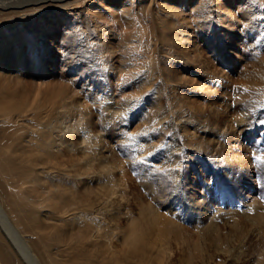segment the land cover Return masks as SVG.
<instances>
[{"label": "rangeland", "instance_id": "rangeland-1", "mask_svg": "<svg viewBox=\"0 0 264 264\" xmlns=\"http://www.w3.org/2000/svg\"><path fill=\"white\" fill-rule=\"evenodd\" d=\"M139 1L85 0L49 8L43 18L55 25L47 34L46 60H31L26 36L20 61L13 41L1 43L0 86L21 80L25 91L38 87L36 103L45 107L53 87L72 91L65 101L85 113L79 121L87 120L90 132L98 134L91 139L92 151L104 162L99 169V160H93L86 174L83 144L71 132L75 150L62 145L45 156L38 145L33 154L25 153L26 161L6 164L0 170V228L14 234L3 236L0 229L3 263L263 264L264 52L256 49L264 51V35L262 45L255 39L256 27H264V0L254 1L261 9L253 13L252 7L245 10L247 0H142L146 13L138 18L129 13ZM76 8L100 23L98 33L105 29L111 48L105 62L99 60L107 66L101 74L93 72L99 61L89 67L63 45L69 31L64 21L70 22ZM56 12L65 20L53 17ZM21 18L6 22L1 41L22 35L12 30L25 25ZM158 19L180 24L184 32L165 36ZM171 46L176 54L168 57ZM24 93L16 96L25 99ZM31 112L15 126L27 130L36 114L49 113ZM74 113V107L64 113L66 121H77ZM41 160L44 165H38ZM49 196L52 205H44ZM153 210L175 225L153 222ZM251 211L249 221L245 214ZM208 224L217 225L210 238L233 249L230 259L208 241L210 256L203 262L197 258L199 230Z\"/></svg>", "mask_w": 264, "mask_h": 264}, {"label": "bare ground", "instance_id": "bare-ground-1", "mask_svg": "<svg viewBox=\"0 0 264 264\" xmlns=\"http://www.w3.org/2000/svg\"><path fill=\"white\" fill-rule=\"evenodd\" d=\"M84 1L85 0H78L77 2L80 3V2H84ZM254 1H260V0H253V1L247 0L245 2L247 4V7L245 8V10L248 11V9L252 7L251 13L260 11L261 7L259 6V4L257 2H254ZM77 2H73L72 0H0V34L8 32V30H6V29L9 28V25H7L6 22L14 19L17 16L22 17L21 19H23V18L25 19V25H23V26L19 25L17 28L12 29V30L20 29V33L22 35L19 37H13V36L7 37V35L5 34L6 35L5 37L2 36V41L0 40V47L2 45L1 43L7 44L10 41H13L16 45L14 48L15 49V55H14L15 59L23 57L22 51L20 48V44L22 41V37L26 36L28 38L27 41L29 42V45L31 47V52L33 53L31 60H37V56H42V59H45V60L48 59L50 57L49 56L50 50L48 49V47H50L51 42L48 40L47 34L49 35V31L54 27L55 24L52 21H50L47 25V21L44 20L46 18H43L44 15H46L49 8L57 6L58 8L61 9V8H65V7H70L72 4L77 3ZM141 2H142V0H141ZM141 2L140 1L138 2L140 4L139 5L140 7L136 10H132L129 14L138 16V18H139V16L145 15L146 10H145V8H143L144 6L142 7ZM183 2L184 1H180V4L183 5ZM252 2H253V5H252ZM41 13L43 14L42 16H41ZM57 13L58 12H56L55 16L53 15V17H57L58 19L65 20L64 17L61 18L60 13L59 14H57ZM128 16H131V15H128ZM53 17H50L49 19H54ZM71 17H73V18L70 20V22H69V20L64 21V23L67 25V30L69 29V31L67 33L68 36L65 38V41L63 42V45L65 46V48L68 49V53H72L73 56H75V58L80 55L81 58H84L86 60V62L89 63V67L95 62L97 63L100 59L103 62H105V60H106L105 52L110 51V48H111V47H109L110 45L108 46L106 41L104 40L105 39L104 30L105 29L102 28V30H100V32L98 33V28L100 29V27H101L100 23H98L97 21L93 22L91 20L92 19L91 16L88 17V14L85 13V9L76 8V11H74V13ZM138 18H136V19L138 20ZM144 18H146V17H144ZM158 18H160V17H158ZM66 21H68V22H66ZM67 23H69V24H67ZM138 24H139V22H138ZM157 24L162 29V34H164L165 36L168 34H171V33H175V32L177 34V31L179 33L184 32V28L180 24H175V23L171 22V24L166 25L163 19H158ZM164 29L167 31L166 32L167 34L165 33ZM256 30H257V38L255 39V43H257V45H260L262 43V39H263V35H264V27L257 26ZM137 34L140 35L139 33L135 32V35H137ZM144 34H146V32ZM131 41H134V40L132 39ZM140 41H141V39H140ZM164 44L169 45L168 39L166 42H164ZM149 46H150L149 41H146L145 47L148 48ZM174 50H175V47H174V49L172 46L169 47L167 49V56L173 57L174 54H176ZM256 50H258V53H260V54L262 52H264L263 50H261V48L259 46L257 47ZM160 51L162 52V50H160ZM142 52H143V50H142ZM110 54H112V53H110ZM151 55H154L153 52ZM192 58L193 57L191 55L187 56L186 57V63H189L192 60ZM182 59H184V58L182 57ZM18 61H20V60L18 59ZM75 61H77V59ZM102 61H99L98 64H100V65L96 66V69H95V67H93V72L95 71L96 73L101 74L100 72H102V70H105L107 68L106 63H102ZM202 62L204 63V61H202ZM162 63H164V62H162ZM198 63H201V61H198ZM164 64H166V63H164ZM3 65L5 67H6V65L10 66V65L4 64V63H3ZM18 65L20 66L21 64L19 63ZM193 65H194V63H193ZM150 66H152V64H150ZM24 67H25V65H22V68H24ZM16 70H18V67H16ZM142 74H140V75H142ZM4 81H5V85L0 86V170H2L6 164H11L14 160L20 159V160L26 161L27 157H26L25 153L33 154L37 150L38 145L43 148L45 156L49 155L51 153L50 151H52V150H55V149H56V151L61 150L60 148L62 145L65 146V149L67 151L75 150V148L77 146L75 147V144L70 140L71 135H72L71 132H73V134L75 132H77L79 135L78 138L80 140L79 144L80 145L83 144L81 147H79V149L81 148L82 150H84V153H85V158L83 160L85 161L84 164L86 165L85 166L86 167L85 171H87L86 174H88V170L92 166L95 165V163L93 162V160H95V159L99 160V162H100L99 163V165H100L99 169L101 168V165H103L104 162L102 161V158H97V156H96L97 152L92 151V145H91V142H92L91 139L93 137L98 138V136L95 135L97 133L93 134L90 132V130L88 129V125H87V123H88L87 120L85 121V124L80 123L79 120H81V118H84L85 113H81L78 110L77 106H74L73 104L67 103L65 101V100L69 99L70 93L72 91L66 92L62 87H59V88L53 87L52 91H49V97H48V103L49 104H47L48 106L45 107V104L36 103V101H38L40 98L38 96L39 95V88L38 87L37 88L34 87L35 89H30V90H28L26 88L27 90L25 91L20 87L21 80L13 82L12 84H10V82L7 80H4ZM19 92H21V93L25 92L24 95L25 94H28V95L24 96L25 99H19V96L18 97L16 96L17 93H19ZM71 95H73V94H71ZM73 107H74L75 112H77L74 114L75 115L78 114L77 115L78 120L74 121V122H71V120L66 121L67 116H65L64 113H70V112L72 113ZM40 110H44V112L49 111V113H46V115H43L44 117H42V118L40 117V114H36L39 116H37L34 120H32V121H34L33 124L32 123L30 124V122L28 121L31 128H28L27 130H22L23 127L15 126L18 123L19 119H23V115L25 112L27 113L29 111H32L33 113H36ZM216 112H217V110H216ZM87 114H89V113H87ZM261 114H263V113H261ZM27 115H29V114H27ZM36 115H34V116H36ZM77 117H74V119L75 118L77 119ZM63 122H65V123H63ZM60 123L61 124L63 123V126L61 128H60V126H61ZM18 126H20V125H18ZM198 127H200V126H198ZM170 129H173L172 125H170ZM55 130H58V131H56L55 134H53ZM84 142H86V143H84ZM95 150L97 151V149H95ZM49 162H51V161H49ZM40 164L44 165L45 163L41 160V162L38 165H40ZM105 165L107 166V164H105ZM44 172H48L47 166H46V170ZM44 172H42V173H44ZM93 172H95V171H93ZM96 173H97V171H96ZM48 174H50V173L48 172ZM77 174H80V173H77ZM0 186H1V183H0ZM51 203H52V197L49 196V197H47V201L43 204L47 205V206H51L52 205ZM253 206H254V204H253ZM241 212H242V215H244V213L247 211L242 210ZM148 213H149L148 209H146L145 211H140L141 216H144L145 214H148ZM152 213H153V222L160 223L159 221H164L162 223L163 225H169L172 223H173V225H175L174 222H172V221L169 222L168 220L166 221V220H162V218L160 219L159 218L160 215L156 211L153 210ZM227 218H228V216H227ZM245 218L249 221H252L254 219L252 211L249 213H246ZM258 219H259V217L256 218V220H258ZM234 220L235 219H233V222H232L233 224H231L232 227H235L234 225L237 224L236 220L235 221ZM212 222L214 223V220ZM45 227L47 229H49L50 232L53 234H55V231L58 235L60 234V230H57V228L54 229V227H48V226H46V224H45ZM215 228H217L216 224H208L205 227H203V229L199 230L201 232V233L199 232V234H200L199 238L201 240V245H198V248H197L198 249L197 250L198 251L197 258L200 259V262H203L207 258V256H210L209 250H207V248H205V245H204V243L206 241H208L211 246L212 245L216 246L215 249L219 253L222 252L221 255L223 254L224 258H226L227 260L230 259L231 256H233L235 254V253H232L233 249H231L232 251L226 250L225 248L221 247V245H217V242H215L216 239L210 238L211 235H209V233L212 232ZM2 231H3V236L11 237L14 234L11 230H8V229L2 230ZM204 237H206V239H204ZM56 238H57V235H56ZM132 239H133L134 243H138L140 240L139 235L137 233H135L133 235ZM1 250H3L2 247H0V264H15L12 261H10L8 263H3V257L5 256V254L2 253ZM24 258H26V256H24ZM142 262H143L142 260L139 261V264H141ZM144 263L145 264H151L148 260H145ZM263 264H264V261H263Z\"/></svg>", "mask_w": 264, "mask_h": 264}]
</instances>
